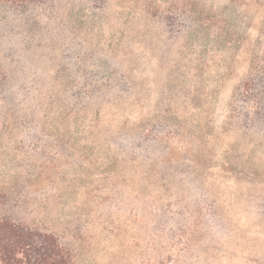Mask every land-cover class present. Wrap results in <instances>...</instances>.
Listing matches in <instances>:
<instances>
[{"label": "rangeland", "instance_id": "rangeland-1", "mask_svg": "<svg viewBox=\"0 0 264 264\" xmlns=\"http://www.w3.org/2000/svg\"><path fill=\"white\" fill-rule=\"evenodd\" d=\"M2 218L70 264H264V0H0Z\"/></svg>", "mask_w": 264, "mask_h": 264}, {"label": "trees", "instance_id": "trees-1", "mask_svg": "<svg viewBox=\"0 0 264 264\" xmlns=\"http://www.w3.org/2000/svg\"><path fill=\"white\" fill-rule=\"evenodd\" d=\"M1 264H70L71 257L50 234L0 219Z\"/></svg>", "mask_w": 264, "mask_h": 264}]
</instances>
